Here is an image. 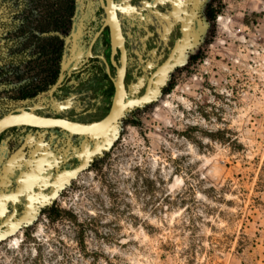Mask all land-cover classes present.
<instances>
[{"label":"rangeland","instance_id":"obj_1","mask_svg":"<svg viewBox=\"0 0 264 264\" xmlns=\"http://www.w3.org/2000/svg\"><path fill=\"white\" fill-rule=\"evenodd\" d=\"M196 4L169 79L0 237V264H264V0ZM45 68L0 66V115Z\"/></svg>","mask_w":264,"mask_h":264},{"label":"flooded vegetation","instance_id":"obj_2","mask_svg":"<svg viewBox=\"0 0 264 264\" xmlns=\"http://www.w3.org/2000/svg\"><path fill=\"white\" fill-rule=\"evenodd\" d=\"M197 1L112 0L122 35V47L114 51L108 0H71V11L53 9L57 0H0V66L46 67L41 85L25 89L11 109L37 105L35 112L46 116L98 120L110 109L113 77L123 60L127 97L143 94L149 83L154 93L160 86L156 71L173 54L162 72L163 80H168L181 52L193 40ZM60 74L62 80L50 94ZM100 134L86 138L58 126L26 124L4 129L0 188L14 190L23 180L41 183V189L32 187L31 200L37 205L53 194V177L75 167L86 144L93 147ZM26 201L25 195L10 200L9 211L15 207L19 212Z\"/></svg>","mask_w":264,"mask_h":264},{"label":"water","instance_id":"obj_3","mask_svg":"<svg viewBox=\"0 0 264 264\" xmlns=\"http://www.w3.org/2000/svg\"><path fill=\"white\" fill-rule=\"evenodd\" d=\"M102 1V0H101ZM108 0V6L106 10L108 11V20L111 25V33L113 40V50L115 51L116 46L122 47V35L120 30L119 21L116 17L114 5ZM173 59V54H171L168 59L160 66L155 74H158L159 81H163V71L171 63ZM124 73H125V62L122 61L120 66H116V74L113 77V82L115 86V91L112 97V103L109 111L100 119L94 120L91 122H81L70 120L67 117H53L46 116L35 112V108L39 107L37 105L28 106L27 108L23 106L16 107L9 110L0 116V132L4 129L20 124L34 125V126H58L69 130L71 132L84 134L87 138L88 135H96L98 133H103L107 131L123 114L126 108L140 104L147 99H149L153 93L151 90V85L147 86L145 92L139 96L133 98L127 97V92L124 84ZM62 80V74L58 77L53 86L49 89V93L52 94L53 90L60 84ZM151 82V81H150ZM106 144V137L97 142L93 147H90L89 144H86L85 149L80 155L78 164L69 169H65L57 173L51 182L54 186L53 193L60 188L63 183L75 176L78 172L82 171L91 156L98 151H100ZM1 161V160H0ZM36 185L41 189V183L30 184L23 180L17 184L16 188L5 192L0 188V237L7 235L14 228H16L24 219L31 216L34 205L32 203V187ZM29 190L31 191L30 193ZM25 195L27 198L24 207L17 212L15 207L9 211L8 203L11 200L15 202L16 199H19L20 196Z\"/></svg>","mask_w":264,"mask_h":264},{"label":"trees","instance_id":"obj_4","mask_svg":"<svg viewBox=\"0 0 264 264\" xmlns=\"http://www.w3.org/2000/svg\"><path fill=\"white\" fill-rule=\"evenodd\" d=\"M64 7H63V5ZM60 8H65L67 9L68 11H71L72 9V3H71V0H64V2L60 3ZM211 16L214 17L215 14L214 13H211Z\"/></svg>","mask_w":264,"mask_h":264}]
</instances>
